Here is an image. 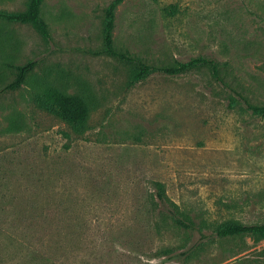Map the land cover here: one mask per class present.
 Listing matches in <instances>:
<instances>
[{"label":"rangeland","instance_id":"obj_1","mask_svg":"<svg viewBox=\"0 0 264 264\" xmlns=\"http://www.w3.org/2000/svg\"><path fill=\"white\" fill-rule=\"evenodd\" d=\"M111 2L43 0L49 41L0 20V264H264V239L213 232L264 223V119L245 105L264 104V0H123L117 48L156 65L213 59L220 76L199 67L131 87L130 65L93 54ZM46 86L86 101L84 134L33 102Z\"/></svg>","mask_w":264,"mask_h":264},{"label":"trees","instance_id":"obj_2","mask_svg":"<svg viewBox=\"0 0 264 264\" xmlns=\"http://www.w3.org/2000/svg\"><path fill=\"white\" fill-rule=\"evenodd\" d=\"M122 2L123 0H112L104 9L102 28L103 45L101 50L95 51L93 54L114 57L130 65L132 67V72L128 81L129 87L145 80L155 73L176 76L188 73L199 67H206L215 79H220L217 63L213 59L197 57L186 61L175 60L171 64L156 65L150 64L136 55H132L127 49L117 48L113 37L115 12ZM42 4L43 0H29L27 8L24 11L7 12L0 10V20L19 24H29L37 31L43 40L49 41L51 35L49 26L41 15ZM35 66V61H28L23 65L17 66L15 78L4 87V90H14L21 87L26 77ZM33 102L41 110L62 120L76 134H84L87 131L90 110L83 98L68 96L54 87L46 86L34 94ZM245 105L246 109L253 115L264 119V104L252 105L245 101ZM156 189V196L159 204L162 203L168 212L170 211L168 214L173 218L176 224L187 227L185 222L177 217V206L167 198L163 184L156 183ZM213 232L220 238L251 235L256 238L264 239V223L245 224L235 219H228L215 225Z\"/></svg>","mask_w":264,"mask_h":264}]
</instances>
